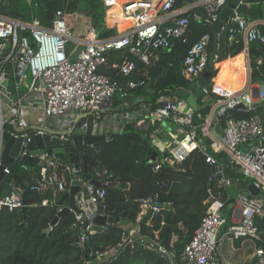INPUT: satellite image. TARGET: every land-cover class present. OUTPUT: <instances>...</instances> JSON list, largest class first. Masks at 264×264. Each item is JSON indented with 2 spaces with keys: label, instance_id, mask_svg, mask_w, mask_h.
I'll return each instance as SVG.
<instances>
[{
  "label": "built area",
  "instance_id": "1",
  "mask_svg": "<svg viewBox=\"0 0 264 264\" xmlns=\"http://www.w3.org/2000/svg\"><path fill=\"white\" fill-rule=\"evenodd\" d=\"M1 4L2 0L0 8ZM29 5L36 7L38 3L33 0ZM173 5L174 0H165L156 16L139 20L132 28L105 37L96 27L88 29L83 35H76L67 26L65 9L52 12L48 25L42 24L36 16L23 20L3 14L0 10V38L3 39L0 43V62L12 65L16 91L20 80L30 78L27 90L38 98L42 116L57 120L59 123L51 129L62 130L67 135L64 138H70L79 115L93 114L99 118L100 108L115 95L126 98L132 90L146 86L151 79L148 72L137 80L128 79L121 83L100 71L107 63L109 52L124 50L131 55L125 56L118 66V72L125 77L137 69L138 62L150 68L158 60V54L170 51L175 42L187 43L191 18L212 27L227 4L226 0H187L180 7ZM241 5L250 4L239 0L238 6ZM223 35H227L228 41L235 42V45L243 40L246 47L241 52L247 57L249 44L258 43L260 52L255 61L261 63L264 57V18L246 19L233 9V14L215 33L213 42L211 33H205L187 48L179 70L190 84L201 82V75L208 66L211 46L215 65L218 39ZM2 79L3 73H0V82ZM210 85L211 82L202 83V107L209 105L206 114L193 110L184 98L168 93L156 99L155 107L139 101L136 112L140 121L137 122L147 121L154 125L149 139L156 152L160 153L156 156V165H175L197 150L210 167L209 180L213 181V187L207 189L209 205L191 239L182 246L179 260L172 262L174 252L158 247L168 256L169 264H228L220 262L216 255L222 238H242L254 244L253 257L256 259L253 264H264V126L256 115L243 119L226 114L228 109L240 103L245 109L254 111L257 103L264 101V84L258 87L257 95H253L254 87L248 79L243 85L245 89L242 90V87L232 92L225 89L220 91L221 98L212 101ZM5 117L0 110V132ZM130 118L137 117L130 115ZM221 122L223 125L220 126ZM36 132L41 131L26 132L27 141ZM171 137H174V143L166 144L165 141ZM23 146L26 147V144L23 143ZM213 151L222 155L215 157ZM37 164L41 168L39 175L27 162H22L15 173L11 168L4 167L7 193L0 194V209L13 211L25 206L23 197L26 188L37 193L51 188L52 199L43 200L42 205L53 203L59 193L68 191L73 180L81 181L82 167L75 168L56 154L41 152ZM227 169L241 174V183L245 185L241 187L237 181L230 179ZM93 177L105 182L96 188L88 182L83 183L88 198L86 201L81 198L70 209L75 214V228L81 229L85 219L91 221L98 214L109 215L99 212L98 203L105 194L102 186L112 175L96 166ZM250 184L258 190L256 194L248 190ZM213 188L225 190V196L215 194ZM156 198V195L142 198L140 214L148 208L151 213H157L162 204L159 205ZM60 210L61 207H58L57 212ZM225 213H228L230 222L227 226ZM87 231L94 232L89 227ZM83 241L84 235L81 236V243Z\"/></svg>",
  "mask_w": 264,
  "mask_h": 264
},
{
  "label": "trees",
  "instance_id": "2",
  "mask_svg": "<svg viewBox=\"0 0 264 264\" xmlns=\"http://www.w3.org/2000/svg\"><path fill=\"white\" fill-rule=\"evenodd\" d=\"M36 1L38 5L34 7L26 0H7L6 14L23 20L36 16L42 24L48 25L47 11L52 13L57 9H65L67 26L76 35H83L71 26L75 20L73 13L77 10L78 0ZM186 1L174 0L173 6L180 7ZM231 1L226 0V4ZM245 1L250 5H241L239 8L246 19L264 18V0ZM101 3V0H84L81 22H87L88 27H101L100 19L103 16ZM232 14L233 9H230L226 19ZM114 33L115 30L109 28L100 35L105 37ZM205 33H211V26L191 18L187 43L175 42L170 51L160 53L158 67L153 75L151 71L154 65L148 68L141 62L137 63V69L129 76L121 75L118 72L119 64L125 56L131 57L124 50L109 52L107 63L100 71L121 83L128 79L137 80L144 76L146 71L149 72L151 79L147 85L132 91L144 95L146 99L144 102L155 107L157 106L155 101L159 96L169 94L173 90L184 89L190 84L189 80L180 75L181 59L187 48ZM234 46L235 42L230 43L227 35L218 39V49L215 52L218 57L211 68V77L204 81L210 83L211 78L217 77V82H211L210 85L211 101L221 98L220 91L225 89L236 91L242 87L245 79L243 53L240 51V44L236 48ZM248 51L250 81L253 84H264V57L259 64L255 61L260 52L258 43L249 44ZM149 90L152 93H149ZM197 103L198 110L206 114L209 105L202 107L204 103L202 98L198 99ZM226 114L243 119L256 115L264 126V101L258 102L254 111L231 108ZM153 128L154 125L147 121L139 126L127 124L119 133L102 137L98 149L88 146L77 148L80 155L87 160L92 175L96 166L106 169L112 175L107 184L102 186L105 188V194L98 203V210L113 216L116 220L114 224L101 231L92 233L87 231L82 234L78 227H74L75 214L69 210L51 225L57 214V202L63 193H59L53 203L42 205L43 200L52 199L51 188H45L41 193L26 188L23 197L26 206L24 212L21 209L13 211L0 209V264H169L168 256L153 243H158L167 251L175 252L179 244L183 246L191 239L209 205L207 189L213 187V181L209 180L210 167L197 150L190 152L182 162L175 165L168 163L154 165L151 155L156 150L149 139V133ZM207 142L209 143V140ZM156 153L160 155L159 152ZM213 155L220 157L222 153L213 151ZM22 162L16 161L12 165V173L19 171ZM29 165L39 175L41 169L39 164ZM226 173L241 187L245 185L241 183V174L237 171L227 169ZM213 191L215 194L225 196L223 189L213 188ZM154 195L162 207L157 213H151L148 208L137 222L139 236L130 237L122 227V222L136 223L141 212L140 200ZM164 204L168 206L164 207ZM82 235L84 241L81 243ZM173 235L177 237L174 242ZM241 240L235 238L236 244ZM112 250L113 252L109 253ZM179 258L180 256L176 257L177 260Z\"/></svg>",
  "mask_w": 264,
  "mask_h": 264
},
{
  "label": "water",
  "instance_id": "3",
  "mask_svg": "<svg viewBox=\"0 0 264 264\" xmlns=\"http://www.w3.org/2000/svg\"><path fill=\"white\" fill-rule=\"evenodd\" d=\"M190 2L192 0H189ZM239 0H232L226 6L222 8L219 14V20L214 23L211 27V40L213 42L215 33L219 30L222 22L225 21L227 13L230 9H235L240 16H244V13L240 11L238 6ZM6 4L7 0H2L1 4V13L6 14ZM203 14L205 11L200 9ZM47 21L51 19L52 13L50 11L46 12ZM3 41L0 38V43ZM210 55L208 60V68L204 70L201 75L200 83H191L184 89H177L171 91L169 94L177 97L184 98L188 105L193 109H198L197 100L202 98L204 95L202 89V83L207 81L211 77V68L214 67L213 61V46L210 47ZM158 67V64L151 71V75H153ZM5 77L0 82V110L6 112L13 106L14 93L9 91L8 88V78L9 74L4 75ZM213 78H211L212 80ZM258 87H254L253 95H257ZM244 104L240 103L235 108H244ZM99 121L97 117L93 114H81L76 118V125L73 131L70 133V138H64L67 136L65 132L62 130H52L47 128L42 124L34 125L30 128V131L36 130L41 131L40 133H33L27 141L26 136V128H18L15 124L11 123V130L5 129L3 125L2 132H0V145H1V162H0V194H6L7 188L5 186V174L3 172L4 167L11 168L14 164V161H23L30 164L38 163V155L41 152H49L58 155L63 161L70 163L73 167L78 168L80 165V160L82 159V173L80 175L81 181L75 179L72 181L69 186L68 191L62 194L60 200H58V204H62V202L67 201V204L61 208L60 211L57 212L54 219L51 221V225L55 224L58 219L65 212H68L71 208L76 206V202L80 200L83 196V183L88 182L94 186V188L100 186L105 182V180L98 181L96 180L92 173L89 170V166L87 160L80 155L78 151L79 146H93L96 149L99 148L100 141L102 139V135L99 134ZM216 137L218 135L214 133ZM23 143L26 144V147L23 146ZM25 151V153L21 156V153ZM33 155V156H30ZM156 151L152 152L151 160L154 165H156ZM248 190L252 194L257 193V189L253 184L248 186ZM160 205V204H159ZM167 207V204L163 205ZM26 206L21 208V211H25ZM115 218L111 215H96L90 221L89 219H85L83 224L81 233L84 234L89 227L91 230L97 232L101 231L105 227L114 224ZM155 247H158L157 243H153ZM182 244H179L177 249L174 252V257H172V262H175L176 257L181 254ZM256 258L253 257L250 264H253V261Z\"/></svg>",
  "mask_w": 264,
  "mask_h": 264
},
{
  "label": "crops",
  "instance_id": "4",
  "mask_svg": "<svg viewBox=\"0 0 264 264\" xmlns=\"http://www.w3.org/2000/svg\"><path fill=\"white\" fill-rule=\"evenodd\" d=\"M31 1L33 0H26L28 4ZM70 1L72 2L73 0H70ZM164 1L165 0H118V1L109 2V1L101 0L102 3L100 4V7L106 11V14L104 13L105 11H103V16L108 15V18L111 19L110 22L113 20L118 21V25L120 27L123 24L130 25L125 29V30H128L132 28L136 23H138L139 20H142V19L147 20L149 18L156 16L160 12V7L164 3ZM121 2H123L122 5H120ZM77 6L81 7V9L79 13H77V10L74 11L73 13V17L75 18L74 22H76L78 18L80 19L82 14H84L83 1H81L80 3V1L78 0ZM134 9L135 11L131 12V10H134ZM122 11H123V14H121ZM126 17H128L129 19L127 20ZM74 22L71 23V26L73 29L76 30V28L73 25ZM240 43H241L240 44V51H241V49L243 48L245 49L246 45L241 39H240ZM237 45L239 44H236L234 47L236 48ZM159 55L160 53L158 54V56ZM158 60H159V57H158ZM158 60L155 61L154 67L158 64ZM243 63H244V74H245L246 80L243 81L242 86L244 85L245 81H248V79H250L251 68H250L249 53H248V57L246 54L243 53ZM248 64H249V68L247 69ZM0 73H3V78L5 77L4 75L9 74L7 89L11 92L13 91L12 93H14L13 106L10 107L8 111L3 112V114H5L6 116L4 123H3V125L5 126V129L11 130L12 129L11 123L15 124V126L18 128H26L27 130L26 132H30V128L37 124H42L50 129L55 128L56 123H59V122L55 120L54 118L43 117L38 107V103H39L38 98L35 96L34 93H31L27 90V85H29L30 78L20 80L21 84L19 85V88L16 91V88H15L16 78L13 75L12 65L10 63L0 62ZM146 73H144V75ZM9 80H11L12 82ZM211 82H217V77L216 76L213 77ZM251 86L259 87L263 85L251 83ZM245 87L246 86H244L242 90L245 89ZM148 92L152 93L151 90H149ZM144 100H146L145 96L139 95L136 92H131V94L127 96L126 98H121L118 95H115L109 103L101 107L99 110V118H97L100 124L99 125L100 128L98 131L99 134H101L102 137H104V136H108L109 134L119 133L120 131H122V129L127 124H133L134 126H139L140 124L137 121H140L139 120L140 118L136 111L139 108V101H144ZM130 115L132 116L134 115L137 118H130ZM11 119H15V120L12 122ZM174 141H175L174 137H171V138H168L165 141V143L170 144V143H174ZM15 162L16 161H14L13 163ZM80 166L82 167V159L80 160ZM82 191H83L82 199L86 201L88 198V192L85 189V186H83ZM66 204H67V201H64L62 202V204H58V207L62 208ZM142 214H139V216L136 219V223H131L127 221L122 222V227L126 230L127 232L126 234L129 235L130 237L139 236L137 222L139 221ZM176 239H177L176 235H173L172 242H174ZM225 239H227L226 248H229V249L231 248V250H221L219 252L217 250V253H216L217 259L220 257L222 258V260L224 259L227 260L228 257H226L225 255L226 251L228 252L232 251V253L230 252L232 259L240 258L241 259L240 264H250L251 263L252 258L254 256L253 255L254 253L253 242H251L250 240L241 238L242 240L238 244H236L234 237H224L222 238L218 248L222 247L223 241ZM111 252H113V250L110 251L109 253ZM222 260H220V262H223ZM236 262L237 261L234 260V264H239ZM226 263L232 264V262L229 260L226 261Z\"/></svg>",
  "mask_w": 264,
  "mask_h": 264
},
{
  "label": "rangeland",
  "instance_id": "5",
  "mask_svg": "<svg viewBox=\"0 0 264 264\" xmlns=\"http://www.w3.org/2000/svg\"><path fill=\"white\" fill-rule=\"evenodd\" d=\"M80 1V3H81V1H83V3H84V0H79ZM104 1H109V2H112V1H118V0H104ZM123 4V2H121L120 3V5H122ZM80 9H81V7H77V13H79L80 12ZM103 11H105L104 9H103ZM105 14H106V11L104 12ZM121 14H123V11H122V13ZM82 16H83V14H82ZM110 20L111 19H109L108 18V15H104V16H102V19H100V24H101V27H99L98 28V31L100 32V33H102V32H104L105 30H107V29H109V28H112L113 30H115L116 31V33H121V32H124V30L128 27V26H130V25H127V24H123V25H121V27L118 25V21H115V20H113V21H111L110 22ZM86 21H88L89 22V20L86 18ZM86 24H87V26H86ZM74 27L76 28V31L79 33V34H84V33H86V31H88V29H90L91 28V26L90 27H88L89 26V24L87 23V22H81V19H77L76 20V22H74ZM85 25V26H84ZM245 80V79H244ZM13 92V91H12ZM231 189H233V188H231ZM229 191H231L232 192V190H229ZM225 217H226V219H225V222L227 223L226 224V226L229 224L228 222H229V216H228V213H225ZM227 247V239H225L224 241H223V245H222V247H219L218 248V252L219 251H221V250H231V248L229 249V248H226ZM220 249V250H219ZM232 253V251H226V253H225V255H226V257H228L227 258V260H222V258H218L219 259V261L220 260H222L223 261V263H226V261H231L232 262V264H234V260L235 261H237L236 263H239L240 264V262H241V259L240 258H237V259H232V257H231V253ZM98 259H99V256H98Z\"/></svg>",
  "mask_w": 264,
  "mask_h": 264
},
{
  "label": "bare ground",
  "instance_id": "6",
  "mask_svg": "<svg viewBox=\"0 0 264 264\" xmlns=\"http://www.w3.org/2000/svg\"><path fill=\"white\" fill-rule=\"evenodd\" d=\"M245 61H246V60H245ZM243 69H244V68H243ZM242 87H243V86H242ZM242 87H241V88H242ZM241 88H240V89H241ZM229 91H231V90H229ZM231 92H232V91H231Z\"/></svg>",
  "mask_w": 264,
  "mask_h": 264
}]
</instances>
